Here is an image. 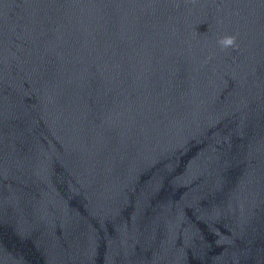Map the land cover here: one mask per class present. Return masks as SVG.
<instances>
[{"label":"water","instance_id":"obj_1","mask_svg":"<svg viewBox=\"0 0 264 264\" xmlns=\"http://www.w3.org/2000/svg\"><path fill=\"white\" fill-rule=\"evenodd\" d=\"M0 264H264V0H0Z\"/></svg>","mask_w":264,"mask_h":264},{"label":"clouds","instance_id":"obj_2","mask_svg":"<svg viewBox=\"0 0 264 264\" xmlns=\"http://www.w3.org/2000/svg\"><path fill=\"white\" fill-rule=\"evenodd\" d=\"M218 43L221 45L222 48L227 49L228 47L235 45L236 37L231 35L224 36L219 39Z\"/></svg>","mask_w":264,"mask_h":264}]
</instances>
